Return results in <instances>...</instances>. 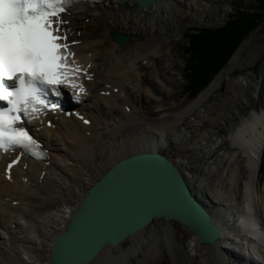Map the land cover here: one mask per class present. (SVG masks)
Wrapping results in <instances>:
<instances>
[{"label":"bare ground","instance_id":"6f19581e","mask_svg":"<svg viewBox=\"0 0 264 264\" xmlns=\"http://www.w3.org/2000/svg\"><path fill=\"white\" fill-rule=\"evenodd\" d=\"M217 1L157 0L154 5L140 9L133 0L125 6L120 0H99L75 3L67 9L63 15L66 23L61 25V30L68 35L69 42L76 43L71 49L78 63L90 72V76L80 78L89 94L60 88L59 99L55 101H64L70 110H79L91 124L85 126L74 117L66 120L60 114L53 120L54 128H47L46 122L43 127L38 125V137L50 150L48 165L27 161V170L22 163L14 170L12 181L0 177V264H52L49 253L39 255L35 250L43 246L52 248L53 240L80 205L81 201H73L71 194L86 193L96 182L88 175V169L94 167L103 174L116 161L140 152H161L174 157L181 172L182 166L193 168L194 159L198 162L203 159L202 164L211 166V170L206 171L209 175L214 171L220 173L219 168L226 163L219 179L226 178L229 182L228 192L222 189L212 192L202 183L206 181L197 175L183 174L193 193L211 212L222 231V238L214 245H201L192 233L184 244L174 225L157 221L132 238L128 249L124 250L122 245L107 248L91 264H159L163 257H168L171 264H264V196L258 192L264 151V68L256 81L251 73L253 66L264 57V39H260V45L254 43L255 36L244 42L228 67L178 114L138 117L136 105L131 101L130 92H140L143 86L141 59L145 66L156 69L153 55L158 57L168 40L162 35L178 31L177 39L181 36L178 24L184 16L182 6L186 4L195 11L203 9L217 17L218 10L210 6ZM156 32L161 34V40L155 36ZM138 33L147 35L148 41L136 44L135 57L128 65L124 64V55L118 53L117 43L112 41L111 49L104 45L112 34L132 36ZM101 47L107 49L104 57L121 64L116 69L114 87L109 83L104 64H100ZM236 65L241 74L235 77ZM169 68L170 65L165 66L166 71ZM151 76L161 87L167 85L159 69ZM227 77L228 87L221 96L224 98L216 104L221 111L219 118L213 117L207 122L219 127L227 126L228 122V134L216 138V133H203L196 143H188L191 135L179 134L178 125L195 111L204 112L203 107L208 106L210 97ZM167 91L171 92L168 85ZM148 92L159 98L151 88ZM101 126L104 128L99 129ZM226 144L231 151L220 153ZM170 145L175 146L176 153ZM146 147L148 149L141 151ZM97 155L104 157L102 162L96 160ZM239 158L244 162L242 166L237 164ZM43 171L46 176L41 178ZM238 195L242 196L241 200ZM50 203L67 206L43 213ZM158 222L165 224L159 227Z\"/></svg>","mask_w":264,"mask_h":264},{"label":"water","instance_id":"95a60500","mask_svg":"<svg viewBox=\"0 0 264 264\" xmlns=\"http://www.w3.org/2000/svg\"><path fill=\"white\" fill-rule=\"evenodd\" d=\"M129 0H120L125 6ZM140 9L157 0H133ZM119 45L131 36L114 34ZM232 58V57H231ZM157 221L176 222L214 245L222 231L196 197L179 167L160 152L123 157L86 192L67 228L53 241L52 264H91L107 248H117Z\"/></svg>","mask_w":264,"mask_h":264},{"label":"rangeland","instance_id":"374dc122","mask_svg":"<svg viewBox=\"0 0 264 264\" xmlns=\"http://www.w3.org/2000/svg\"><path fill=\"white\" fill-rule=\"evenodd\" d=\"M210 6L213 8L214 11L218 10V13L216 14L217 17L210 16L209 13L203 11V9H197L195 11L194 9H191L190 7L186 6V4H184L182 6L183 9L182 14L184 16L179 19V24H178L179 33L181 34V36L177 39L176 33H178V31L175 34L173 32L172 33L168 32L162 35L163 37L168 38L167 43L163 46L162 52L159 53L158 57L153 55V57L155 56V59L153 58L154 60L153 59L152 60L154 63L156 62L157 65L155 64V68L159 69L161 77L170 87L171 92L167 91L166 84L165 87H161L158 82H156L154 79L151 78L153 71L156 69L143 66L145 64L144 61L141 59L139 63L140 64L139 67H140V75L143 78V86L140 92H135V91L130 92L131 101L136 105V116L145 118L146 114L152 117H159L165 114L173 115L182 112L184 109L190 106V104L193 102L195 98L189 97L185 91L187 81L185 80L184 75H185L186 62L188 60V55L186 54V49L188 47V40L186 39V35L193 33L195 30H204V29L217 30L223 25H225V23L229 20V18L231 16H234L239 10L245 12L247 11L255 12L254 10L259 7V5L257 4V2H255V0H218L217 2L211 3ZM155 36L158 39L161 38V34L159 32H156ZM251 36L256 37L254 43H256L257 45L261 44L260 39L261 38L264 39V19H262L258 27L255 30H253L248 35V37L241 43L239 48ZM131 37H132L131 41L128 42L127 44L121 46L118 45L119 46L118 53L124 55V61H125L124 64L127 65L129 63H132L135 57L134 54H135L136 44L145 43L148 41V36L142 33L132 35ZM112 41L115 42L113 34L107 39L106 43L104 44L105 47H107V49H111ZM239 48L237 49V51L239 50ZM107 49L104 47H101V49H99V53L102 56L100 59V64L101 65L104 64L106 68V75L109 77V83L111 87H114L118 75L116 69H119L121 64L118 62V60L114 61L111 58L104 57ZM110 51H114V50H110ZM133 51L134 53H132ZM237 51L232 55V57L237 53ZM231 59L232 58H230V60ZM230 60L228 61L226 66L214 77L212 81H214L216 77H218L219 74H221L228 67ZM168 64H170V69L166 71L167 69H165V66H167ZM263 68H264V57L253 66V69L251 71V73L255 77V81L258 78H260V75L263 72ZM239 74H241V70H239V67L236 65L234 76L236 77ZM228 80H229L228 77L227 79L223 78V82L221 83V86L219 87L218 91L210 97L208 106L203 107L204 112L201 113L200 110H197L188 117H186L185 120L178 125L177 131L179 134L189 133L191 135V132L193 131L192 138H189L190 140L188 141V143H196L199 140L200 137L199 134H203V133L205 134L216 133L215 134L216 138H224V136L228 134L226 129L227 127L230 126L228 122L226 123L227 126H224L225 128L214 125L212 126L210 123L207 122L208 119L219 118L218 113L220 114L221 111L220 108L219 109L216 108V104L217 103L220 104V100L224 98V97L222 98L221 96H223L226 93L225 91L226 88L228 87L227 85ZM212 81L206 86V88L212 83ZM149 88H151L155 93V95L158 96L159 98H155L151 96L148 92ZM205 89H203L200 92V94ZM247 112L249 113V109H247ZM66 120L68 119L66 118ZM103 128L104 127L102 126L99 127V129H103ZM209 141L211 142L210 139ZM171 146L175 151L176 149L175 146L174 145ZM145 149L148 148L146 147L141 151H144ZM221 150L220 149L216 150V154L218 155L223 152L231 151V147L229 144H226L224 148H222ZM103 159L104 157L101 155L96 156V160L100 162H102ZM238 160L239 163L237 164L238 165L241 164L242 166L244 162H242L241 158H239ZM203 161L204 160L202 159L201 162H198L195 161L194 159L192 161L194 163V167L191 169H188L187 166H182L181 168L183 174L184 175L186 174L187 176L197 175L198 177L203 179V181H206L202 183H205L209 188V190H211L212 192L217 193L219 189H222V191L224 192H228L230 189L229 182L226 180V178L219 179L221 178L219 175L224 171V167H226L225 166L226 163H223V166L219 168L220 173H218V171L216 172L214 171L213 174H210L211 175L210 176L209 173H206V171L207 170L210 171L211 166L210 165L205 166L204 164H202ZM262 165L263 163L261 161L260 170H259V180H258V192L259 194L261 193L260 194L261 196H264V169L261 168ZM231 167L233 168V164H231ZM109 168L110 166H108L105 169V171H108ZM201 168H203V170H201ZM88 173H89L88 175L93 177V180L95 179L94 181H97L102 176L101 171L94 167H90L88 169ZM216 183H218V185ZM219 184H221V186H219ZM55 186L57 185L55 184ZM76 193H79V191L73 192L71 194L73 201L78 200L79 198L78 194ZM238 198L239 200H241L242 196L239 197L238 195ZM62 207H63V203H50L43 209L42 212L51 213L54 210L55 211L60 210V208ZM168 223L174 225V227L182 235L180 241L186 244V241H188L191 238L192 233L189 232L188 229H186L185 227H183L182 225L176 222H168ZM159 224L164 225L165 222L157 223L159 227H162V225ZM131 245L132 242L131 240H129L122 244V248L126 250ZM48 250L49 249L47 247H44L37 254L46 255V253L49 252ZM133 262L137 263V260L133 259ZM159 264H171V263L168 257H163Z\"/></svg>","mask_w":264,"mask_h":264},{"label":"snow or ice","instance_id":"6c2138e0","mask_svg":"<svg viewBox=\"0 0 264 264\" xmlns=\"http://www.w3.org/2000/svg\"><path fill=\"white\" fill-rule=\"evenodd\" d=\"M78 0H0V151H31L36 141L23 127L25 116L43 104L41 93L59 86L84 88L74 82L80 67L70 58L62 14ZM9 82L11 88H9ZM87 122V121H86ZM11 167V166H9Z\"/></svg>","mask_w":264,"mask_h":264},{"label":"trees","instance_id":"16d2710c","mask_svg":"<svg viewBox=\"0 0 264 264\" xmlns=\"http://www.w3.org/2000/svg\"><path fill=\"white\" fill-rule=\"evenodd\" d=\"M259 5L254 11L239 10L217 30H197L189 34V47L185 78L186 92L196 97L226 66L241 43L264 19V0H255ZM264 169V151H263Z\"/></svg>","mask_w":264,"mask_h":264},{"label":"built area","instance_id":"2783aa9c","mask_svg":"<svg viewBox=\"0 0 264 264\" xmlns=\"http://www.w3.org/2000/svg\"><path fill=\"white\" fill-rule=\"evenodd\" d=\"M193 132V131H192ZM191 132V138H192V135H193V133ZM169 157H171V156H169ZM175 159V158H174ZM183 169H185V168H183Z\"/></svg>","mask_w":264,"mask_h":264}]
</instances>
